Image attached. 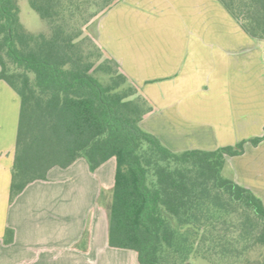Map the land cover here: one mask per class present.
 <instances>
[{
  "label": "trees",
  "instance_id": "obj_1",
  "mask_svg": "<svg viewBox=\"0 0 264 264\" xmlns=\"http://www.w3.org/2000/svg\"><path fill=\"white\" fill-rule=\"evenodd\" d=\"M19 1L0 0V80L21 100L11 200L56 166L84 157L95 171L115 158L109 245L135 251L138 264H235L264 244V201L224 173L228 157L264 133L214 150H172L143 127L154 108L137 83L86 33L120 0H29L48 25L36 32L22 23ZM218 2L264 44V0ZM7 235L12 241L14 230Z\"/></svg>",
  "mask_w": 264,
  "mask_h": 264
},
{
  "label": "crops",
  "instance_id": "obj_2",
  "mask_svg": "<svg viewBox=\"0 0 264 264\" xmlns=\"http://www.w3.org/2000/svg\"><path fill=\"white\" fill-rule=\"evenodd\" d=\"M96 39L152 104L143 127L172 150L263 135L264 44L218 0H121ZM20 108L0 80V264H138L135 251L109 245L115 158L95 171L84 157L56 166L11 200ZM224 173L264 201V140L228 157Z\"/></svg>",
  "mask_w": 264,
  "mask_h": 264
},
{
  "label": "rangeland",
  "instance_id": "obj_3",
  "mask_svg": "<svg viewBox=\"0 0 264 264\" xmlns=\"http://www.w3.org/2000/svg\"><path fill=\"white\" fill-rule=\"evenodd\" d=\"M19 5H20V19L28 30L36 32V31L46 30L48 28L47 23L31 7L29 0H20ZM103 14H105V12L99 14L89 23V25L86 28V33L91 34L96 38L98 21ZM98 178L101 180L102 174H100ZM241 246L242 243L239 244V247ZM190 264H225V263L219 261L217 258L215 259L214 257L212 261H208L202 258H195L190 262ZM235 264H264V244L262 243L255 244L253 248L250 250V252L244 255V257L241 258Z\"/></svg>",
  "mask_w": 264,
  "mask_h": 264
}]
</instances>
